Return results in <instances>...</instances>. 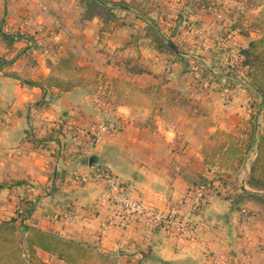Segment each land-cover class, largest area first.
Wrapping results in <instances>:
<instances>
[{"label": "crops", "instance_id": "1", "mask_svg": "<svg viewBox=\"0 0 264 264\" xmlns=\"http://www.w3.org/2000/svg\"><path fill=\"white\" fill-rule=\"evenodd\" d=\"M210 1L217 6L190 13L184 0H172L181 10L163 22L177 40L173 53L158 48L133 11L122 10L145 27L101 35L100 15L74 24L80 12L69 10L77 8L70 0H0V183L20 182L0 190V221L33 200L25 223L89 245L86 264H264V192L236 187L218 153L235 139L252 161L264 131L261 94L233 74L228 55L251 37L229 9L239 0ZM65 55L74 64H62ZM70 65L91 75L71 73ZM109 116L119 130L72 160L58 125ZM73 169H106L133 199L162 212L202 179L225 177L227 192L196 217L195 236L181 239L143 218L125 221L102 184L76 182Z\"/></svg>", "mask_w": 264, "mask_h": 264}, {"label": "trees", "instance_id": "2", "mask_svg": "<svg viewBox=\"0 0 264 264\" xmlns=\"http://www.w3.org/2000/svg\"><path fill=\"white\" fill-rule=\"evenodd\" d=\"M89 1L108 11H115L116 8H119L135 12L137 17L148 23L149 28L146 29V35L152 38L153 36L155 37L153 39L158 48L175 52V48L171 45L173 44V41H171L172 39H168L165 36L162 28L163 25L161 22L166 18V14L162 13L164 8L157 1L152 0L151 7L145 3V1L147 2L150 0ZM184 1L189 2V0ZM107 4H113V7L108 8ZM257 4L263 6L264 0H259ZM150 13L156 14V16H151ZM161 14L164 16H160ZM99 15L103 19L102 27L100 28L101 35L115 28L112 27L110 30L107 29L106 21L102 13ZM93 16H95V14L87 19H91ZM2 37L8 44H11V39L8 35L4 34ZM139 37L140 35L138 34L136 38ZM240 52L243 56L242 64L249 66L253 70L252 77L254 79L255 89L258 90L262 97L261 110L264 120V25L261 36L255 40L249 41L248 45L243 47ZM28 83L36 84L34 81H28ZM60 86L62 88L69 87L63 84H60ZM59 131L62 133L61 128H59ZM245 152L246 147L242 146L237 140L230 139L218 148L221 166L224 167L225 164H233V162H237V166L241 165L245 159ZM254 160L247 182L251 189L264 192V131L259 134L257 155ZM215 179H222V177H216ZM215 179L206 178L202 179L200 182H209ZM6 184L5 182L0 183V190L5 188ZM15 184H20V182ZM246 194L248 196H258L253 192H248ZM24 205L25 207L19 215L0 221V264H36L35 260L38 262L42 260L38 256L39 251L57 257L63 261L64 264H86L89 261L92 256V249L89 245L26 224V219H28L35 210V202L33 200H25ZM21 229H23L25 233L22 239L18 237V233L21 232ZM43 262L46 263L45 261Z\"/></svg>", "mask_w": 264, "mask_h": 264}, {"label": "built area", "instance_id": "3", "mask_svg": "<svg viewBox=\"0 0 264 264\" xmlns=\"http://www.w3.org/2000/svg\"><path fill=\"white\" fill-rule=\"evenodd\" d=\"M227 101L231 98L228 96ZM62 133L71 139L73 149L70 152L72 160L89 153L102 138L111 132H117L120 123L114 117H104L91 120L85 125L70 121H63L58 125ZM257 155V153H256ZM256 157V156H255ZM251 157L244 159V169L240 174L241 186L246 185L249 174ZM72 178L82 184L92 181L102 184L105 196L116 206L117 213L129 222L137 218L147 221L148 228H164L176 238H192L197 232L196 217L215 196L225 194L227 184L224 179H215L209 182H198L191 185L185 195L174 202L169 211L162 212L158 209L147 207L142 201L133 199L127 188L110 171L98 169L93 175L72 170ZM23 209L20 208V211Z\"/></svg>", "mask_w": 264, "mask_h": 264}, {"label": "rangeland", "instance_id": "4", "mask_svg": "<svg viewBox=\"0 0 264 264\" xmlns=\"http://www.w3.org/2000/svg\"><path fill=\"white\" fill-rule=\"evenodd\" d=\"M154 1H157L158 3H160L163 6L164 10H163L162 13L166 14V16L170 12L174 14V13H177V12H179L181 10V6L180 5L176 6L174 3L171 4L172 0H154ZM65 2H68V0H65ZM70 2H73V3H68L70 5H73L74 2H75V4L77 3L76 4L77 8L74 7V10L69 8V10H71V12L72 11L80 12L79 15L77 14L78 15V19L80 21H76L78 23H74L75 25L79 24V23L82 24L91 15H94V14L95 15H99V14L102 13L103 18L106 21V27L109 30L112 29V27H116L117 25H118L117 27H119V26L131 27L129 25H133L135 23H137L138 28L142 29L143 27H145V26H142L140 24V22L136 21L137 17H135L134 15L132 16V14H130V13L123 12L122 9H119V8L117 9L115 7L116 8L115 11H108V10H106V9H104L102 7H99L96 4L90 2L89 0H70ZM258 2H259V0L258 1H254V0H239L238 1V3H239L238 5H236L234 7H232V6L229 7V9L233 12V14H236L237 20L235 22V25L238 26L239 30L242 33L245 34V32H247L248 33L247 37L249 36V39L251 37V40H255V39H257V38H259L261 36L263 25H264V5L263 6H259L257 4ZM145 3H147L148 6L151 7L150 5L152 3V0L147 1V2L145 1ZM184 3L185 4L183 5V10L184 11H188V12L190 11V13H192V11L196 12L201 7V5H204L205 9H208L209 6H211V7L217 6V4H213L210 0H189V2L184 1ZM107 5H108V8L109 7H113V4H107ZM185 9H187V10H185ZM163 14H161L160 16H162ZM69 15H70V13H69ZM150 15L151 16H156V14H153V13L152 14L150 13ZM164 22H165V19H164ZM164 22L163 21L161 22L163 26H164ZM60 23H62V22L60 21ZM165 27H167V26L165 25L164 27H162L164 29V31L166 29ZM148 28H149L148 26L145 27V29H148ZM165 33H166L168 39L169 38L172 39V40L171 39L170 40L173 41L172 45H174L173 48H175V50H176L177 49V46H176L177 45L176 44L177 40L174 39V35L169 34L168 32H165ZM153 38H155V37L153 36ZM222 38H224V36H222ZM133 39L134 38H132V42H133ZM218 41H221L220 38H219ZM227 49L231 50L230 46H225V48L220 49V52L222 54L227 55V53H229ZM241 49H242V47L239 50H237L235 52H232L231 54H228L230 58H234L233 61H232L231 71L235 75H240L244 79L246 78V80H247L246 83L250 85V88L255 89L254 79L252 77L253 70L249 66H245V65L242 64L243 56L241 55V52H240ZM216 56L218 57L217 59H219L220 54L218 53ZM217 59H216V61H217ZM226 60H228V59H225V61ZM60 62L62 64H67L68 62L74 64V61H73V58H72L71 55H65L64 58H62L60 60ZM70 67H71V65H70ZM72 67L70 68L71 73H76L78 75H80V73H81L82 75H86L87 77L89 75H91V71H83L84 69H82V68L79 69L76 66H72ZM86 70H89V69H86ZM192 70H195V69H192ZM205 75H207V72L205 73ZM198 76H200V74H198ZM226 101H227V99H226ZM255 103H257V102H255ZM261 112H262V110H261ZM64 136H65V140H64L65 142H63L64 145L67 146V144H71L70 137H68L66 134H64ZM256 136H257L256 138H258L259 134H256ZM63 149H64V146H63ZM253 161H255V160H252L249 163V167H248V168H250L249 169V174H250V170H251ZM236 163L237 162H235V163L233 162V164L232 163L225 164L223 168L227 169V170H230L231 173H232L231 175H235V182L234 183H236L237 184L236 187H238V185L241 184L240 183V174L242 172V169H244V163H242V165H239V166H237L238 164L236 165ZM249 174H248V177H249ZM222 179H224V181L226 180L225 177L222 178ZM247 181H248V178L246 180V187L251 189V187L248 185ZM11 182L13 184H15L17 181H13L12 180L10 182H5V183L9 184ZM25 200H27V199H25ZM25 200L23 199V201H25ZM20 212H22V211H20V208H19L17 215H19ZM24 235H25L24 230L21 229V232L18 233V237L20 239H22ZM38 256H39L40 259H42L39 253H38ZM56 259L61 261L57 257H56ZM35 262H36V264H48V263L49 264H64L63 261H61L60 263H57L56 260L52 261L51 259H49V261H47L46 263L43 262V259L41 260V262H38L37 260H35Z\"/></svg>", "mask_w": 264, "mask_h": 264}, {"label": "water", "instance_id": "5", "mask_svg": "<svg viewBox=\"0 0 264 264\" xmlns=\"http://www.w3.org/2000/svg\"><path fill=\"white\" fill-rule=\"evenodd\" d=\"M172 45V44H171ZM172 47H174V45H172ZM242 189L243 190H246L247 188H246V186H242Z\"/></svg>", "mask_w": 264, "mask_h": 264}]
</instances>
